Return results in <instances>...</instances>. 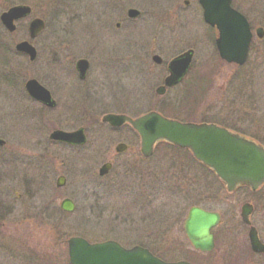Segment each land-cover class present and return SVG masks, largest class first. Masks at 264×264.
<instances>
[{
	"label": "rangeland",
	"instance_id": "rangeland-1",
	"mask_svg": "<svg viewBox=\"0 0 264 264\" xmlns=\"http://www.w3.org/2000/svg\"><path fill=\"white\" fill-rule=\"evenodd\" d=\"M125 1L141 11V19L133 25L142 34L137 31L130 41L147 42L148 47L106 45L111 40L106 29L104 38L97 35L100 29L95 21L106 18L103 12L110 9L112 0H0V13L15 4H27L32 9L28 17L20 20L14 33H8L0 22V137L6 140L7 147L25 142L19 140L16 131L29 141L44 134L47 138L48 129L68 130L86 123L88 115L99 120L108 111L138 115L156 108L163 112L160 105L154 104L155 98L148 95L149 85L157 83L159 74L158 69L148 65L155 62L151 55L155 51L166 62L187 48L194 49V65L204 68L201 73L209 81L205 100L197 98L196 105L211 107L215 112L238 104L245 113L238 114L244 126H264V38L261 42L255 40L248 62L243 70L235 72L218 57L213 41L217 34L206 28L195 5L186 7L183 0ZM241 1L252 26L264 31V0ZM33 17L42 18L45 28L31 41L37 58L29 62L25 55L14 50V45L27 39V24ZM116 37L114 42L119 38ZM79 58L90 63L88 83L97 82L91 98L86 100L98 108L95 114L70 112L62 107L64 89L60 82L66 80ZM237 73L247 80L245 84L231 88L234 83L231 81L225 88L224 80ZM31 77L47 87L60 103L56 109L46 111L48 123L43 126L37 119L40 105L24 89L25 81ZM161 99L179 104L180 110L179 107L176 111L164 110L167 115L186 117L188 98L173 97L168 92ZM139 103L144 106L136 111L134 106ZM27 127L33 129L26 133ZM91 131L90 137H96L102 149L107 145L112 149L118 140L129 136L127 129L109 131L99 121ZM131 143L135 144L132 140ZM71 150L52 151L56 160L50 162L49 182L34 195L27 194L29 189L22 184L19 173L0 176V186L10 189L12 198L10 212L0 228V264H31L40 259L64 264L65 240L75 235L90 242L111 239L126 247L143 245L170 261L197 259L200 264H252L246 249L247 229L240 221V206L245 201L256 204L259 224L264 225V187L252 194L245 190L228 192L213 177L203 176L196 169L190 171L180 157L182 152L174 150L158 152L150 159H142L135 152L126 153L127 157L119 160L125 167L113 168L106 177L93 179L106 156L103 150L98 152L96 162L77 160ZM85 152L86 149L82 151ZM178 170V174L173 173ZM61 174L66 183L56 187V177ZM64 197L73 200L72 212L59 208ZM193 205L215 210L223 217L218 227L222 233L216 238L215 248L201 256L186 252L193 248L183 231V222Z\"/></svg>",
	"mask_w": 264,
	"mask_h": 264
},
{
	"label": "flooded vegetation",
	"instance_id": "flooded-vegetation-1",
	"mask_svg": "<svg viewBox=\"0 0 264 264\" xmlns=\"http://www.w3.org/2000/svg\"><path fill=\"white\" fill-rule=\"evenodd\" d=\"M114 1H118L119 3L115 5V3H113ZM114 1L112 0V2L109 4L110 9L107 10L106 12L105 11L103 12V16H105L106 18L104 20L101 19V20L95 21L96 26L98 25V28L100 29V31L97 32V35L104 38L103 30L106 29V30H109L108 34L110 35V39H111L110 42L105 43L106 45L125 46V47L128 46L129 47L131 44H133L135 47H142V48L145 46L148 47L147 42H139V41L138 42H132V41H130V39L133 38L134 35H136L135 33H137V31L139 29V28H137V26L133 25V23H135V21H138L141 19V11L138 9L140 11V14L136 18H130V17H128V10L130 8H136V7L126 3L125 0H114ZM182 2H183V5L186 7H188L190 4L195 5L197 7L196 10L198 12H200L201 16H202V9H201V6H200L198 0H183ZM242 5L243 4H242L241 0H232V2H231V6L234 9H236L237 11H239L240 13H242L247 18V20L250 24L251 20L248 18L249 16L246 14V11H244ZM31 12H32V9H31ZM114 18L115 19L117 18V19L114 20ZM16 22H17L16 24H18L20 22V20H17ZM251 24H250V29L253 33L251 43L253 44L254 39H256L255 30L258 29V27L254 28ZM17 27H18V25H16V30H17ZM206 28L210 29L214 33H216L215 28H212L209 26H206ZM26 32L28 34V25H27ZM138 32L141 33L140 31H138ZM169 32L171 33L172 31L169 30ZM141 34H140V36H141ZM143 35H144V33H143ZM115 36H117L119 38L114 42L113 39ZM215 38L213 39L214 41H215ZM31 41L32 40H30V43H31ZM257 41L261 42V40H257ZM189 49L192 51V58L190 60V64H189L185 74H183L173 84L165 85V78L169 75V66H168L169 61L171 59H173L175 56H178L179 54H181L184 51L189 50ZM36 52H37V50H36ZM249 54H250V52H249ZM154 55L159 56V54L154 51L153 54L151 55L152 60H153ZM248 59H249V57L247 58L246 62L243 65H237L234 63H227V62L222 61V60L221 61L224 63V66L229 67L231 70L232 69L235 70V72H238V71L243 70L244 66L248 62ZM34 60L33 61L29 60V62H34ZM79 60H86L87 67L85 70H81L80 68H78L77 62ZM194 61H195L194 49L193 48H187V49L182 50L179 53L175 54L166 62H164L162 57H160L159 62L155 63L156 62L155 61L154 62L155 64L154 63L148 64L150 67H154V68L158 69V71H159V74L157 76V79H158L157 83L156 82L152 83L148 87V95L155 98L154 104H157V106L160 105L162 107L161 109H164L166 112H170V110L176 111L177 108L179 107L178 103H176L172 99L167 100L165 102H163L161 99V97H163L168 92H171L173 97H177L179 95H181V97H186L189 99V103H190V105H188V107L184 108V110H186V112H184V114H186V117H175L174 115H172V116L166 115L167 113L164 112V110L162 112V111L157 110L156 108L150 109L149 111L160 112L161 114H163L166 117H169L172 119H177L181 122H192V123H196V124H200V123L214 124L216 126L225 128L226 130H228L232 134H235L239 137H243L245 139H248L257 145L264 147V126H259V127L256 126L255 128L254 127L250 128L249 124L244 126L243 122L240 121L241 115H240V117H238V114L242 113V110H243L242 106H238V104H236V106L227 105L225 108L221 107V108H218V110H216L215 112H212L211 107H206V106L198 107L196 105V103H195L196 99L199 97H202V99L204 101L205 97L207 96L208 91L210 89L208 88L209 87V85H208L209 81L205 80L203 74L201 73V72H203L204 68L201 69L199 66L195 67ZM89 68H90L89 61L86 58H79L74 62L73 68L70 69L71 73L69 72V74H67L66 80H63L60 82L61 87L64 89V92H61V96L63 97V100L60 99L63 102L62 107L64 108V110L66 109L67 111H70V112L71 111H76V112L79 111L80 113L98 112V108L96 107V105H94L92 103L87 104V101H86L87 99L91 98L92 93H93V89L97 88V82L92 81L91 84L88 83ZM81 71H84V72H81ZM229 76H228V79L224 80V85H225L224 87L225 88L228 87V84L231 81H234V83L230 84L231 88L234 85L235 86L238 85L239 83H241L242 85L245 84L244 80H246V79H244L242 77L243 75H240V73H237L232 77L230 76V78H229ZM249 77L250 76H248V78ZM231 78H232V80H231ZM29 79H35V78L31 77V78H28L26 81H28ZM26 81H25V83H26ZM36 81L38 82V80H36ZM25 83H24V89L26 91ZM38 83L49 91L51 99L54 101L53 106H47L45 104H42L41 102H38V101L32 99L28 95L29 98H31V100L35 101L36 103H38L40 105V114L37 116V119L40 122L41 126H43L46 123H48V118H47L48 116H47L46 111H49L51 109H56V107H58L60 103H59V99L54 98L52 96L50 90L47 87L42 85L40 82H38ZM153 85H154V87H152ZM226 96L227 95H225L224 97H226ZM202 99H201V101H202ZM142 106H144V105L142 103H139V104L135 105L134 107H136V111H137V110H140L142 108ZM153 106H155V105H153ZM178 110H180V107ZM146 112H148V111H146ZM146 112H143V113L140 112L138 115H132L131 113H126L124 111H115V112L108 111V112L102 113L99 120L96 118V116L88 115L86 117V119L84 120V122H86V123L78 124L77 126L71 128V129H68V130L61 129V128H54L51 130L48 129L47 131H49V132L47 134V138L44 134L43 137L39 136V138H37V139L31 138V139H29V141H26L21 135H19L20 131L17 132L15 130L16 131L15 135L19 136V140H21V141L24 140L25 142L21 143V145L20 144L19 145L18 144H11L10 147H7L8 143H6V140L0 137V139L3 140V143L0 144V170H1L0 176H4V175H8V174L10 175L12 173H17V174L19 173L22 184L24 185V187L26 189L27 188L29 189V190H27V194L28 195H34V192H38L41 188L46 187L47 183L49 182L50 168L52 166L50 164V162L56 160V158H54V155L52 154V151H60V150H64V149L71 150L72 149L74 151V153L72 152L73 153L72 155L75 159L81 160V161H83L85 159H90L94 162L98 158V152L103 150L102 152H104V155H106V156L102 158V161H100L102 163L99 165V167L97 169V173H96L97 177L95 176L93 178V179H101V178H104L107 175H109L113 171V168H118V167H122V166L125 167L124 163L119 164V160L127 157V155H125L126 153L129 154L130 152L131 153L135 152L136 154L141 156L142 159H150L151 157L156 155L158 152L161 153V152H166L168 150H174V151L182 152V155H180V157H182L181 159H182L183 163L187 167H189L190 171L193 170V172H194V170L196 169L203 176L213 177L222 188L226 189V186L223 184V182H221L219 180L215 171L211 167H209L208 165H206V164L198 161L197 159H195V157L191 154V152L189 150L177 148V147H175V146H173V145H171L165 141H160L154 145L152 153L146 157L141 153L140 138H139L138 134L135 132V130L130 126L129 123L125 122L119 126H112V125L102 121V117L108 113L124 114L130 118H137L138 116H140ZM164 113H166V114H164ZM15 114H18L17 111L15 112ZM242 114H245L244 111ZM98 121L100 122V124L103 127L108 129L109 131L116 132V131H120L122 129H127V131L129 132V133L127 132V134L129 136L126 137L124 140H118L113 145L112 149H111V145H107L108 147L107 146L104 147V148L107 147L106 149H102V147L101 148L99 147V140L96 137H92V136L90 137V134H89L90 132H92L91 128L96 126V123ZM245 128H247V129H245ZM21 129H22V131H24L23 128H21ZM30 129H33V128L27 127L26 133L27 132L29 133ZM78 129L82 130L84 137H85L84 142L79 143V144L68 143V142H64L61 140L52 139L50 137L51 133L55 130L73 132V131H76ZM42 134L43 133H41V134L37 133V135H42ZM130 134H131V136H130ZM131 140L133 143L135 142V144H132ZM88 142L90 145H86V144H88ZM130 144H132V145H130ZM119 145H121V146H119ZM84 149H86V152L82 153V151ZM105 164L107 165L106 170L101 172V168ZM120 170H121V168L119 169V171ZM90 172H92V171H90ZM173 173L178 174L179 170H178V172H173ZM60 176L64 177V182L62 185H64L66 183L65 176L62 174L58 175L56 177V180H55V186L56 187H59L57 185V180ZM263 187H264V183L257 190H251L249 186L239 185L232 192L234 193V192H239V191L245 190L246 192L252 194V193L258 192ZM226 191H227V189H226ZM9 192H10V189L0 186V193H1L0 194V228L3 226V219H4L5 215H7L10 212L8 207H9V205L11 206V200L10 199H12V198L9 195ZM65 198H69V197L62 198L60 200V202ZM69 199H71V198H69ZM72 202H73V200H72ZM246 202L251 205V211H250L249 216H248V222L247 223L244 222L241 218V207H242V204L244 202L240 206L239 216H240L241 224L245 227V229H247L248 242H249L250 228H254L259 240L264 244V229H263L264 225L262 223L259 224V216H258V215H260L258 213L259 208L256 206V204L252 203L251 201H245V203ZM191 207H199V206L193 205ZM189 209H188V211H189ZM202 209H204V208H202ZM204 210L209 211V212H216L219 215V222L217 223V225L215 226V228L213 230V240H214V242H216V238H218L217 236L222 233V232H220V233L218 232L219 231L218 227H219V225L223 219L222 214H220L219 212H217L215 210H208V209H204ZM187 214H188V212H187ZM186 217H187V215H186ZM186 217H185V219H186ZM185 219H184V221H185ZM183 231H184V222H183ZM184 233H185V231H184ZM65 244H66V240H65ZM148 249L151 250L150 248H148ZM246 249H248V251L250 253V256L252 259V264H264V251L263 252H254V251H252L250 245L247 246ZM64 264H66V262Z\"/></svg>",
	"mask_w": 264,
	"mask_h": 264
},
{
	"label": "water",
	"instance_id": "water-1",
	"mask_svg": "<svg viewBox=\"0 0 264 264\" xmlns=\"http://www.w3.org/2000/svg\"><path fill=\"white\" fill-rule=\"evenodd\" d=\"M199 3L203 10L204 21L217 29L215 44L220 58L229 63H244L252 37L245 16L231 7V0H199ZM30 11L27 5H15L0 14V21L9 32H13L16 28L14 21L27 16ZM138 15V10L133 8L128 10V16ZM43 28L44 21L33 18L28 25L30 38L37 36ZM256 33L258 37L263 35L261 29ZM15 49L27 54L30 61L36 57L35 48L26 40L18 42ZM191 57L192 51L187 50L169 62L170 73L165 78V85L173 84L185 73ZM153 60L159 62L160 57L155 55ZM77 66L85 70L86 60H79ZM25 88L37 101L47 106L54 105L49 91L35 79L26 81ZM102 121L112 126L129 123L140 137L141 153L144 156H149L154 145L162 140L190 149L196 159L216 172L228 191L234 190L239 185H247L252 190H256L264 182V148L222 127L214 124L179 122L155 111L137 118L108 113L102 117ZM50 137L74 144L85 140L81 129L73 132L55 130ZM2 143L3 140L0 139V144ZM106 167V164L103 165L101 172L106 170ZM63 182L64 177L60 176L57 185L61 186ZM60 207L65 211H72L74 204L70 199L65 198L60 202ZM250 211L251 205L244 203L241 207V218L246 223ZM218 221L219 215L216 212L205 211L199 207L190 208L184 222V231L195 249L206 252L213 248V230ZM249 242L254 252L264 251V245L254 228H250ZM67 252L70 264H191L185 260L164 261L141 246L124 248L112 240L89 243L77 236L67 239Z\"/></svg>",
	"mask_w": 264,
	"mask_h": 264
},
{
	"label": "trees",
	"instance_id": "trees-1",
	"mask_svg": "<svg viewBox=\"0 0 264 264\" xmlns=\"http://www.w3.org/2000/svg\"><path fill=\"white\" fill-rule=\"evenodd\" d=\"M186 252L190 253L193 256L194 255H196V256L203 255V254H199V253H197L196 251H193V250H187ZM159 256L160 257H163L164 255H159ZM168 257H172V255H170ZM188 261L192 262L193 264H200V263H198V260L197 259H194V260H190L189 259ZM31 264H51V262H50V260H47V259H40V260H36V261L32 262Z\"/></svg>",
	"mask_w": 264,
	"mask_h": 264
}]
</instances>
